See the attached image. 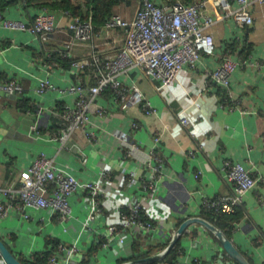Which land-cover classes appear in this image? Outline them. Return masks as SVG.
I'll return each instance as SVG.
<instances>
[{
	"label": "crops",
	"instance_id": "1",
	"mask_svg": "<svg viewBox=\"0 0 264 264\" xmlns=\"http://www.w3.org/2000/svg\"><path fill=\"white\" fill-rule=\"evenodd\" d=\"M17 1L0 13L9 19L26 20L31 25L40 10H27ZM77 1L86 11L85 1L73 0V3ZM154 1L168 4L177 0ZM182 1L190 4L202 0ZM139 3L140 0H133L128 10L119 6L117 11L132 20ZM54 12L58 16L59 31L46 41L27 31L0 29V86L18 81L30 89L22 95L0 90V187L21 186L27 169L43 152L60 163H69L78 179L94 181L100 176L99 167L124 162L130 170L144 168V160L156 149L159 161L154 160L152 165L162 166L159 191L143 204L145 215L155 227L139 233L133 242L140 245L141 252L153 251L143 258L146 259L163 253L186 220L200 217L212 222L206 217L203 202L234 194L223 166L228 161L240 163L252 170L258 185L245 195L236 211L239 220L235 228L227 227V232L219 228L251 264H264V5L253 8L254 25L244 26L233 18H224L220 7L207 0L205 16L215 21L207 30L214 36V55H205L195 70L186 67L178 81L162 93L155 90L150 80L139 79L144 95L154 103L159 115L147 116L141 107L126 109L114 101L111 91L98 97L96 108L106 110L108 115L99 119L95 114L89 128L100 136V142L93 146L84 132L78 131L68 143L74 149L29 137L31 126L37 122L42 135H53L62 124V105L74 98L58 92L36 93L33 89L45 80L57 87L96 83L101 71L97 58L104 61L115 55L125 45L126 37L120 29L107 31L97 27L92 44H69L71 14L62 10ZM228 52L238 63L230 92L210 83L208 76ZM81 60H89L91 65L77 68L74 63ZM182 117L190 119L188 127L181 123ZM133 122L138 129L132 127ZM123 135L141 144L142 161L126 158V151L119 143ZM77 146L79 150H75ZM92 158L99 159L98 167L90 161ZM199 168L204 170V175L197 179L195 173ZM129 169L124 172L114 167L110 179L104 183L106 193L100 199V210L92 223L102 233L117 224L120 209L134 195L144 194L142 182L130 180ZM146 173L150 180L149 169ZM5 201L0 197V203ZM73 204V217L66 221L46 210L30 211L33 216L30 221L17 213L0 218V238L18 257L46 251L52 247L49 241L71 246L78 237L84 264H121L133 255L134 249L125 253L117 246L98 248L96 244L102 240L98 233L80 236L88 206L80 195L73 198ZM212 234L198 223L188 227L176 244L177 263L238 264ZM90 251L92 255H88ZM0 264H5L1 256Z\"/></svg>",
	"mask_w": 264,
	"mask_h": 264
},
{
	"label": "built area",
	"instance_id": "2",
	"mask_svg": "<svg viewBox=\"0 0 264 264\" xmlns=\"http://www.w3.org/2000/svg\"><path fill=\"white\" fill-rule=\"evenodd\" d=\"M140 1L132 20L114 14L105 22L103 28L107 31L122 30L126 42L115 55L107 57L104 61L97 58L96 63H100L101 71L96 83L86 85L78 82L67 87H57L49 80H45L39 87L33 89L36 93L58 92L72 95L74 98L63 104L62 124L53 135L47 137L42 135L37 122L30 128L31 139L54 142L62 148L68 146L78 131H83L86 139L94 146L100 142V136L89 126L93 123L95 114L99 119L108 115L106 110L96 108L98 97L111 91L114 101L124 108L141 107L147 116L159 115L157 107L144 95L139 79L150 80L155 90L162 93L164 89L178 81L186 67L195 70L205 55H214L216 47L214 36L207 30L213 27L215 21L205 16L207 0L190 4L182 0L168 4H158L154 0ZM210 1L220 7L224 18H233L244 26L254 25L253 8L255 5H264V0ZM67 14L70 15L68 12ZM70 16L68 30L72 39L69 44H92L97 35L93 15L88 18ZM0 29L27 31L46 41L59 31V21L56 13L47 10L40 11L31 25L26 20L9 19L0 13ZM74 65L83 68L90 66L91 63L89 60H81L76 61ZM237 67L238 63L228 52L220 66L208 72L210 83L230 92L231 79ZM0 90L7 94L22 95L30 89L18 81H9L3 83ZM181 123L188 127L191 121L188 117H182ZM132 127L139 128L135 122L132 123ZM155 141L157 143L159 139L156 138ZM119 143L125 149L127 159L140 160L143 153L138 141L123 135ZM68 148L74 149L73 145ZM75 150H79V147L77 146ZM199 155L203 158L202 153ZM158 156L155 149L151 157L144 160V168L135 170H130L128 164L124 162L111 167H99L100 176L97 180L82 181L73 173L69 163H60L43 152L27 169L21 186L0 187V197L6 199L0 203V218L17 213L25 221H30L33 219L30 211L46 210L66 221L73 217V198L80 195L81 200L88 206L80 236L98 233L102 239V248L117 246L125 253L131 252L137 235L152 231L155 227L153 221L145 215L143 204L145 199H153L159 191L162 166L152 165L154 160L159 161ZM143 159L144 157L141 161ZM90 161L96 167L99 166L98 158H92ZM112 167L124 172L129 169L130 180L135 183L142 182L144 194L134 195L130 202L120 209L117 224L110 226L106 233H102L93 227L92 223L100 210V199L106 193L104 183L110 179ZM148 169L151 173L150 180L147 179ZM223 171L226 180L234 187V194L223 198L206 199L203 202V209L206 212L218 215L234 213L242 206L245 195L258 185V179L252 170L240 163L228 161L224 164ZM203 175L204 170L199 168L195 178L199 179ZM262 199L264 202V196ZM133 262L135 260H124L121 264ZM47 264H84L80 237L71 246L61 243Z\"/></svg>",
	"mask_w": 264,
	"mask_h": 264
},
{
	"label": "trees",
	"instance_id": "3",
	"mask_svg": "<svg viewBox=\"0 0 264 264\" xmlns=\"http://www.w3.org/2000/svg\"><path fill=\"white\" fill-rule=\"evenodd\" d=\"M86 11H84V7L80 2L73 3V0H20V2L25 6L27 10L33 8L38 10H47L49 12L55 13L54 10H62L64 12H68L73 16H82L84 18H88L90 15H93L94 22L97 27H103L105 22L114 14L119 13L117 11L118 7L129 8L132 5L133 0H84ZM17 0H0V12L5 8L11 5H15ZM35 20V18H34ZM33 20V22H34ZM63 111V105L62 109ZM61 111V112H62ZM240 209V207L238 208ZM237 209V210H238ZM236 210V211H237ZM227 214L222 213L220 215L215 214L213 212H206V217L215 223L218 227L222 228L227 232L228 228H235V223L239 220L236 217L235 213ZM213 235V234H212ZM214 236V235H213ZM217 240H219L216 236H214ZM61 243H57L55 241H49L48 245L52 247H48L46 251H38L28 256L19 257V259L24 264H47L51 255L58 251V246ZM98 248L102 246V241L96 244ZM134 252L133 255L128 257L126 260H139L149 256L153 251L141 252L140 245L135 242L133 244ZM96 248V249H98ZM177 248L178 245H175L174 248L167 254V256L159 261L162 264H178L177 260ZM98 250L93 251L96 253ZM92 255L91 251L88 255ZM85 261H83L84 263ZM122 263V262H121ZM158 262H152V264H157Z\"/></svg>",
	"mask_w": 264,
	"mask_h": 264
},
{
	"label": "water",
	"instance_id": "4",
	"mask_svg": "<svg viewBox=\"0 0 264 264\" xmlns=\"http://www.w3.org/2000/svg\"><path fill=\"white\" fill-rule=\"evenodd\" d=\"M198 223L209 231H211L221 242L224 251L228 254L229 257L234 259L238 264H251L249 259L239 251V249L235 246L234 242L215 224L208 221L207 219H203L200 217H193L186 220L180 228L177 230L175 235L173 236L172 241L170 242L167 249L158 255L148 257L146 259L135 261L133 264L136 263H152L158 262L163 259L167 254L174 248L177 244L180 237L184 234L188 227L192 224ZM0 256L3 259L5 264H24L19 257L13 252V250L6 244V242L0 238Z\"/></svg>",
	"mask_w": 264,
	"mask_h": 264
},
{
	"label": "rangeland",
	"instance_id": "5",
	"mask_svg": "<svg viewBox=\"0 0 264 264\" xmlns=\"http://www.w3.org/2000/svg\"><path fill=\"white\" fill-rule=\"evenodd\" d=\"M139 1V0H138ZM141 2V1H140ZM139 5H140V3H139ZM129 8L127 7V9L126 10H128ZM131 9V8H130ZM120 13H122V12H119V13H116V14H119V15H121V16H123L122 14H120ZM135 261H140V260H135ZM136 264H140L139 262L138 263H136Z\"/></svg>",
	"mask_w": 264,
	"mask_h": 264
}]
</instances>
